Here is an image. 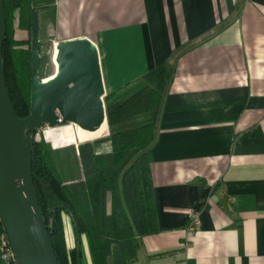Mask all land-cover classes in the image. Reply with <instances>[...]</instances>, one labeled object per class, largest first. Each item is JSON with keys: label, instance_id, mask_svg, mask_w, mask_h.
I'll return each mask as SVG.
<instances>
[{"label": "crops", "instance_id": "1", "mask_svg": "<svg viewBox=\"0 0 264 264\" xmlns=\"http://www.w3.org/2000/svg\"><path fill=\"white\" fill-rule=\"evenodd\" d=\"M39 6L40 47L44 38L91 39L106 92L169 66L149 148L158 231L137 235L129 263L264 264V0ZM14 27L17 40L32 37L18 12ZM195 212L200 224L190 233ZM63 219L71 249L72 221ZM83 248L84 264H95L87 234ZM107 264H128L118 243Z\"/></svg>", "mask_w": 264, "mask_h": 264}, {"label": "trees", "instance_id": "2", "mask_svg": "<svg viewBox=\"0 0 264 264\" xmlns=\"http://www.w3.org/2000/svg\"><path fill=\"white\" fill-rule=\"evenodd\" d=\"M41 0H5L7 35L3 56L5 75L16 112H30L31 50L17 48L14 19L33 30V16ZM169 75L166 63L142 74L105 98L112 149L95 154V167L68 176L67 159L58 160L43 139L28 133L32 172L59 264H84L83 235L87 234L95 264H107L113 243L121 246L128 264L139 247L137 235L158 231L151 173V147ZM87 148V149H86ZM89 151L87 152V150ZM93 147H82L87 164ZM66 167V168H65ZM63 214L70 216L75 247L69 249ZM0 264H4L0 260Z\"/></svg>", "mask_w": 264, "mask_h": 264}, {"label": "water", "instance_id": "3", "mask_svg": "<svg viewBox=\"0 0 264 264\" xmlns=\"http://www.w3.org/2000/svg\"><path fill=\"white\" fill-rule=\"evenodd\" d=\"M7 35L5 0H0V215L18 264H59L34 182L28 133L42 125L74 124L97 129L108 123L100 53L89 38L58 42L56 71L40 75V17L34 11L30 112L13 104L3 56Z\"/></svg>", "mask_w": 264, "mask_h": 264}, {"label": "rangeland", "instance_id": "4", "mask_svg": "<svg viewBox=\"0 0 264 264\" xmlns=\"http://www.w3.org/2000/svg\"><path fill=\"white\" fill-rule=\"evenodd\" d=\"M30 34L32 36V33ZM18 41L21 42V44L18 45L17 48H20L22 50H31L32 37L30 39H27L26 42L20 40ZM40 54V75L43 78H47L53 75L56 71V64L54 59L55 45H53L51 39L44 38L42 40ZM110 93L112 92H107L106 96ZM106 96L104 97V100ZM34 137L37 141L43 139L47 144H49L58 160H60V158L62 157L67 159L66 173H68V176H78L79 173H81L84 169L89 168L90 164L95 161V154L109 152L112 149L111 142L109 140L110 127L106 122L97 129H83L73 124H64L60 126L42 125L35 131ZM88 144L93 147L94 152L92 158L88 161L87 164H85L83 163L82 157H80V151L82 150V147H85ZM88 151L89 149L87 150V152ZM63 225L66 237V225L64 223V219Z\"/></svg>", "mask_w": 264, "mask_h": 264}, {"label": "built area", "instance_id": "5", "mask_svg": "<svg viewBox=\"0 0 264 264\" xmlns=\"http://www.w3.org/2000/svg\"><path fill=\"white\" fill-rule=\"evenodd\" d=\"M200 224L199 214L195 212L190 222L189 232L192 233ZM0 260L4 264H18L12 250L7 232L0 215Z\"/></svg>", "mask_w": 264, "mask_h": 264}, {"label": "bare ground", "instance_id": "6", "mask_svg": "<svg viewBox=\"0 0 264 264\" xmlns=\"http://www.w3.org/2000/svg\"><path fill=\"white\" fill-rule=\"evenodd\" d=\"M57 52H58V50L55 48V56H54V59H55V57H56V55H57ZM74 125V124H73Z\"/></svg>", "mask_w": 264, "mask_h": 264}]
</instances>
